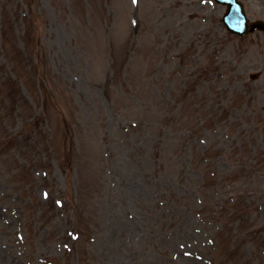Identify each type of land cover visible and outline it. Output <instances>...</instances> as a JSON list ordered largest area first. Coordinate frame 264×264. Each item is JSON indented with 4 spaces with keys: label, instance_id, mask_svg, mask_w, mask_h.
Wrapping results in <instances>:
<instances>
[{
    "label": "rangeland",
    "instance_id": "rangeland-1",
    "mask_svg": "<svg viewBox=\"0 0 264 264\" xmlns=\"http://www.w3.org/2000/svg\"><path fill=\"white\" fill-rule=\"evenodd\" d=\"M224 10L0 0V264H264V34Z\"/></svg>",
    "mask_w": 264,
    "mask_h": 264
},
{
    "label": "water",
    "instance_id": "water-1",
    "mask_svg": "<svg viewBox=\"0 0 264 264\" xmlns=\"http://www.w3.org/2000/svg\"><path fill=\"white\" fill-rule=\"evenodd\" d=\"M225 2H228L229 5L231 6V15L230 17H232V14H235L237 13V6L235 4L234 1H230L229 0H224ZM232 18H236V16H233ZM231 29L235 30V31H238L239 33H243L244 31V22H240L236 19H232L231 20V26H230ZM257 28H264V26H261V25H254L252 26V29H257Z\"/></svg>",
    "mask_w": 264,
    "mask_h": 264
}]
</instances>
